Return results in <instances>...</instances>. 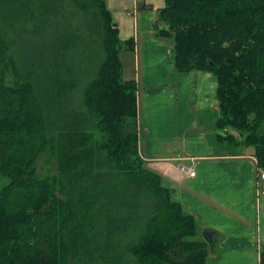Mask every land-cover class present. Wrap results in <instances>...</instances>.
I'll list each match as a JSON object with an SVG mask.
<instances>
[{"label": "trees", "instance_id": "1", "mask_svg": "<svg viewBox=\"0 0 264 264\" xmlns=\"http://www.w3.org/2000/svg\"><path fill=\"white\" fill-rule=\"evenodd\" d=\"M71 1L91 4V46L59 20L57 0H0L6 22H32L23 72L0 66V264H208L195 216L139 152L137 85L120 58L134 39L119 38L105 0ZM153 29L174 43L172 76H215V127L246 131L264 169V0H164ZM6 49L0 34V61ZM49 152L57 172L41 177Z\"/></svg>", "mask_w": 264, "mask_h": 264}, {"label": "crops", "instance_id": "2", "mask_svg": "<svg viewBox=\"0 0 264 264\" xmlns=\"http://www.w3.org/2000/svg\"><path fill=\"white\" fill-rule=\"evenodd\" d=\"M143 1L151 8L138 9V0H105L119 38L134 39L133 51L121 50L131 61L125 77L137 85L140 155L172 189V198L195 216L199 236L204 239L205 229L213 231L211 243L204 239L210 245L208 264L217 259L259 264L264 189L256 186L255 157L250 152L233 154L237 152L218 138L206 139L214 134L208 110H216L215 76L193 70L173 78L174 43L157 37L153 29L164 0ZM181 165L194 174L182 171Z\"/></svg>", "mask_w": 264, "mask_h": 264}, {"label": "rangeland", "instance_id": "3", "mask_svg": "<svg viewBox=\"0 0 264 264\" xmlns=\"http://www.w3.org/2000/svg\"><path fill=\"white\" fill-rule=\"evenodd\" d=\"M57 2H58L59 20L63 21L71 31L80 34L83 42L89 41L91 46V32L87 31L89 28H91V24H92L91 4L88 1H85L87 5V9L84 10L81 9L80 7H77L71 0H57ZM2 13L3 12H0V31L2 32L0 34L5 39L7 49L4 58L0 61V66L5 70L7 69L6 72L8 73L9 77L10 76L13 77L12 66H14V68L17 69V71H19L20 73H22L24 70L26 63V53H27L25 42H27L28 34H29L28 32H30V30L28 29L31 27L32 22H30V19L25 20L23 15L19 16L20 18L15 17L14 19L12 18V20L6 22L5 19L1 17L4 16ZM36 18L35 15L32 17L33 20ZM124 55H125L124 51L121 50L120 57L123 62V78H126L125 76L128 75V70L126 69V66L127 64H130L131 61L130 60L127 61ZM75 73L76 70L74 71V73H72L73 75H69V77H72L73 79V77H76ZM69 97H70L69 106L71 108L78 107V103L80 102L79 88L73 89L69 94ZM208 111L211 116L210 119H213L212 127L214 134L207 135L206 139L216 142L217 141L216 136H214L216 134H220L221 136L232 135L235 138L234 140L235 143H237L236 145H231L233 151H236L237 153L240 154L241 151L245 153L246 152L253 153L252 146H246L244 144V137L247 134L246 131H239L231 126H226L219 129L216 128L215 121H216L217 110H214L213 107H210ZM222 144L226 146L227 141H224ZM37 172L38 175L41 177L46 175L56 174L57 172L56 158H53L50 152L40 155L39 158L37 159ZM4 182L5 179L0 177V189ZM214 248L217 249L218 245H215ZM128 261L129 260L125 259V263H127ZM209 261L211 262V259ZM211 264H234V261L231 259H224V260L217 259L216 261L211 262ZM244 264H249V262L246 261L244 262Z\"/></svg>", "mask_w": 264, "mask_h": 264}, {"label": "built area", "instance_id": "4", "mask_svg": "<svg viewBox=\"0 0 264 264\" xmlns=\"http://www.w3.org/2000/svg\"><path fill=\"white\" fill-rule=\"evenodd\" d=\"M181 170L184 171V172H187L189 173L190 175H193L194 174V171L192 168L190 167H187L185 165H181ZM264 179V169H260L257 173V179H256V186L257 187H261L264 189V183H262V180Z\"/></svg>", "mask_w": 264, "mask_h": 264}, {"label": "water", "instance_id": "5", "mask_svg": "<svg viewBox=\"0 0 264 264\" xmlns=\"http://www.w3.org/2000/svg\"><path fill=\"white\" fill-rule=\"evenodd\" d=\"M210 63V65H213V63L210 61L209 62ZM202 234H203V237H204V239L206 240V241H208L209 243H211L212 241H213V231H211V230H208V229H205L203 232H202Z\"/></svg>", "mask_w": 264, "mask_h": 264}]
</instances>
